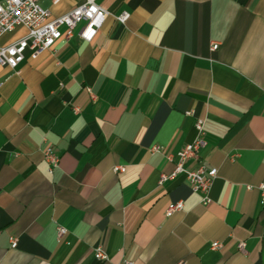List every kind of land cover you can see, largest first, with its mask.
<instances>
[{
	"label": "crops",
	"instance_id": "1",
	"mask_svg": "<svg viewBox=\"0 0 264 264\" xmlns=\"http://www.w3.org/2000/svg\"><path fill=\"white\" fill-rule=\"evenodd\" d=\"M97 2L109 15L93 40L79 24L18 69L0 66V264H264V0ZM43 3L60 16L77 1ZM197 117L201 160L218 169L208 205L183 175L160 183ZM47 145L61 154L53 173Z\"/></svg>",
	"mask_w": 264,
	"mask_h": 264
},
{
	"label": "built area",
	"instance_id": "2",
	"mask_svg": "<svg viewBox=\"0 0 264 264\" xmlns=\"http://www.w3.org/2000/svg\"><path fill=\"white\" fill-rule=\"evenodd\" d=\"M44 1L58 4L61 0H6L0 6V36L10 32L19 25L26 26L27 34L21 39L0 46V66H7L11 69H18L25 58L30 55L37 58L43 51L52 48L58 41L66 40L74 35L75 29L79 24H83L80 30V36L84 40L91 41L106 21L109 11L98 4L97 0H76V5L68 12L53 16L51 10L43 5ZM130 14L123 12L117 16L120 22H126ZM219 47L218 42H213L211 49L216 50ZM79 108H76L78 111ZM187 115H194L193 110H188ZM206 120L197 117L195 120L196 137L186 144L178 152L165 153L169 162L174 163V168L170 173H162L160 183L183 175L190 184L192 190L203 194V203L208 205L211 202L209 193L214 179L218 175L217 168L208 167L201 160V151L206 145ZM152 153L164 152L161 145L155 144L150 148ZM44 159L48 164V171L53 173L60 166L61 154L56 152L51 145L43 149ZM189 161H196L197 165L193 169L186 167ZM115 172H123L125 166L117 165ZM252 188V185L248 186ZM261 191V201L264 203V183L258 185ZM184 209L182 200L171 203L165 215L172 216L175 212ZM67 233L65 226L59 225L57 228L58 239H62ZM12 247L18 245L17 238H11ZM222 246L221 241H214L211 247L214 249ZM240 252H246V242L238 243ZM95 257L99 260H108L109 254L101 244L95 247ZM179 261L175 264H183ZM121 264H134L130 259H124Z\"/></svg>",
	"mask_w": 264,
	"mask_h": 264
},
{
	"label": "bare ground",
	"instance_id": "3",
	"mask_svg": "<svg viewBox=\"0 0 264 264\" xmlns=\"http://www.w3.org/2000/svg\"><path fill=\"white\" fill-rule=\"evenodd\" d=\"M6 0H1L0 1V6L3 5L5 3Z\"/></svg>",
	"mask_w": 264,
	"mask_h": 264
},
{
	"label": "rangeland",
	"instance_id": "4",
	"mask_svg": "<svg viewBox=\"0 0 264 264\" xmlns=\"http://www.w3.org/2000/svg\"><path fill=\"white\" fill-rule=\"evenodd\" d=\"M43 5H44V3H43Z\"/></svg>",
	"mask_w": 264,
	"mask_h": 264
},
{
	"label": "trees",
	"instance_id": "5",
	"mask_svg": "<svg viewBox=\"0 0 264 264\" xmlns=\"http://www.w3.org/2000/svg\"><path fill=\"white\" fill-rule=\"evenodd\" d=\"M1 1V0H0Z\"/></svg>",
	"mask_w": 264,
	"mask_h": 264
}]
</instances>
